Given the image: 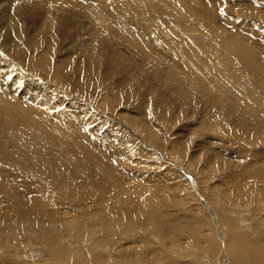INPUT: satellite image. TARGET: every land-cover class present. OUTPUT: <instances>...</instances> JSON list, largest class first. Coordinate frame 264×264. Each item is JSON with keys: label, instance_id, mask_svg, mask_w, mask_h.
Segmentation results:
<instances>
[{"label": "rangeland", "instance_id": "374dc122", "mask_svg": "<svg viewBox=\"0 0 264 264\" xmlns=\"http://www.w3.org/2000/svg\"><path fill=\"white\" fill-rule=\"evenodd\" d=\"M263 65L264 0H0V264H254Z\"/></svg>", "mask_w": 264, "mask_h": 264}, {"label": "bare ground", "instance_id": "6f19581e", "mask_svg": "<svg viewBox=\"0 0 264 264\" xmlns=\"http://www.w3.org/2000/svg\"><path fill=\"white\" fill-rule=\"evenodd\" d=\"M87 11H88V19H90V18H94V17H96V14L94 13V8L93 7H91V6H89V7H87ZM65 13V12H64ZM68 13V12H67ZM63 15V14H62ZM96 20V19H95ZM94 21V20H93ZM96 22V21H95ZM97 23V22H96ZM56 24L53 22V24L51 25V27H54ZM112 28V27H111ZM188 39V38H187ZM145 50V49H144ZM157 52V51H156ZM243 54H245V53H243ZM150 56V55H149ZM253 56V55H252ZM220 57H222V56H220ZM223 59V58H222ZM221 60V59H220ZM220 60H218V61H220ZM151 61V60H150ZM216 61H217V59H216ZM198 62V61H197ZM222 62V61H221ZM182 63V62H181ZM228 65V64H227ZM236 66V65H235ZM264 66V65H263ZM1 67V66H0ZM3 68V67H2ZM240 68V67H239ZM261 68V67H260ZM4 69H6V68H4ZM176 70V69H175ZM263 70H264V68H263ZM245 73V72H244ZM1 74V73H0ZM246 74V73H245ZM203 75H204V78L206 79V75H205V73H203ZM192 76V75H191ZM242 76H243V74H242ZM246 76V75H245ZM220 79H218V80H210V79H208L207 78V80L205 81V82H207L206 83V85H208L209 86V88H208V90H207V92H206V97L208 98V100L211 102V103H214V105H216L215 107H217L218 109L222 106L223 108H226V107H232L229 103H228V100H230V102H231V99L233 100V96H231L230 97V93L229 92H227V90H226V85L224 84V81L226 80V79H230L231 80V82H232V86H234L235 85V81H234V79H232L233 77H235V74L232 72V73H227V75H224L223 73H221V75H220ZM1 78V77H0ZM204 78H202V79H204ZM261 78H263V77H261ZM260 79V78H259ZM1 80V79H0ZM244 81H246V78H245V80ZM4 83H5V81H4ZM244 84H245V82H243ZM242 84V83H241ZM244 84H242V87H245V86H243ZM246 85H247V83H246ZM249 87V86H248ZM245 92V91H244ZM244 92H243V94H244ZM242 93V92H241ZM240 93V94H241ZM252 93V92H251ZM250 93V94H251ZM237 94V93H236ZM254 94V93H253ZM245 95V94H244ZM241 96H243V95H241ZM253 96H255V95H253ZM252 97V96H251ZM260 97H261V95H260ZM230 98V99H229ZM264 98V97H263ZM242 99H244V98H242ZM237 100H238V98H237ZM240 100H241V98H240ZM250 100V99H249ZM254 101V100H253ZM246 102V101H245ZM238 103H241V102H238ZM249 104L251 103V102H248ZM239 104H236L235 105V107L236 106H238ZM15 109H17V107H15ZM228 108H226V110H227ZM234 109V108H233ZM18 110V109H17ZM17 110H13V111H15V114H18V118H20L21 116L23 117L24 116V112H25V114H28L27 113V111H24L23 113H21L20 114V112H18L17 113ZM2 111H10L8 108H4ZM20 111H22V110H20ZM3 112V114H4V116H5V113H7V112H5L4 113ZM12 112V111H11ZM13 113V112H12ZM29 113H30V111H29ZM9 114V113H8ZM19 114L21 115V116H19ZM225 114V113H224ZM29 115V114H28ZM28 115H26V118H24V120L23 121H26V122H28V120H27V116ZM9 116H10V114H9ZM17 117V116H16ZM25 117V116H24ZM6 118V117H5ZM17 118V119H18ZM32 118H34V117H32ZM43 118V117H42ZM9 119H11V117L9 118ZM8 119V120H9ZM5 120V119H4ZM12 120V119H11ZM29 120H31V119H29ZM14 121V120H13ZM22 121V120H21ZM33 121H34V119H33ZM33 121L32 122H29L30 124H31V126L30 125H28V123H27V125H22L23 126V128L24 127H28V130H27V133L28 132H30L29 130L30 129H32V130H34L35 129V125H34V123H33ZM37 121V120H36ZM45 121V120H44ZM44 121H42V122H44ZM9 122H10V120H9ZM16 122V121H15ZM14 122V123H15ZM3 123V122H2ZM4 124V123H3ZM3 124H2V126H3ZM7 124H9L8 123V121H7ZM6 123H5V125H7ZM1 126V125H0ZM7 126H9V125H7ZM19 126V125H18ZM31 128H30V127ZM20 127V126H19ZM11 128V127H10ZM13 128H15V127H12V129ZM16 128H18V127H16ZM38 128V127H37ZM45 128H47V127H45ZM2 129V128H1ZM7 129V131H8V129H9V127L8 128H6ZM11 129V130H12ZM18 129H20L19 131H18V133L21 131V128H18ZM39 129V128H38ZM53 129L54 130H58L56 127H53ZM10 129H9V131H10V133L12 132ZM23 130V129H22ZM5 131V130H4ZM7 131H5V132H7ZM15 131V130H14ZM24 131V130H23ZM22 131V132H23ZM39 132V131H38ZM38 132H37V134H32L33 135V140L36 142V140H39V141H37L38 142V145L40 146V147H43V146H46V145H49V143L51 144V143H53L54 141H57V142H60L61 141V139H59V137L61 138V136H59V135H57L56 133H54L52 130H46L45 131V133L47 134V136L46 137H42L41 135H38ZM40 132H41V130H40ZM44 132V131H43ZM13 133V132H12ZM15 133H16V131H15ZM21 133V132H20ZM19 133V134H20ZM25 133H26V131H25ZM35 133H36V130H35ZM30 135H31V133H29ZM40 134V133H39ZM44 134V133H43ZM5 135H7V136H5ZM15 134L13 133V134H9V133H6V134H4V136H3V141L1 140L0 142H2L4 145H8V147L10 146V145H12L13 147L12 148H10V149H15L16 151L18 150V149H23L24 147L26 148V146H28V144L26 145V144H23V143H19L18 142V137H17V133H16V137L17 138H15V136H14ZM26 135V134H25ZM31 135V136H32ZM21 136L24 138V132H23V134H21ZM29 136V135H28ZM45 136V135H44ZM67 137V139L70 141V137H68V136H66ZM20 140V139H19ZM27 140H28V137H27ZM31 140V139H30ZM33 141V142H34ZM77 143H78V141L77 140H75ZM20 142H21V140H20ZM25 142V141H24ZM71 142V141H70ZM55 143V142H54ZM71 144V143H70ZM73 144H75V143H73ZM73 144H71V145H73ZM79 144V143H78ZM30 145H31V143H30ZM37 145V146H38ZM2 146V145H1ZM35 146V145H34ZM7 147V146H6ZM29 147V146H28ZM1 148V147H0ZM32 148V147H31ZM34 148V147H33ZM46 148V147H45ZM70 148H72L71 146H70ZM69 148V149H70ZM4 147H3V152H4ZM1 150H2V148H1ZM6 150V152L5 153H7V151H9V150H7V149H5ZM24 150V149H23ZM22 150V151H23ZM39 150H41V148L39 149ZM24 152H27L26 151V149L24 150ZM42 153V152H41ZM9 154V153H8ZM12 154V153H11ZM19 154H21L20 152H19ZM24 154V153H23ZM26 154V153H25ZM76 154V153H75ZM75 154H74V156H75ZM10 155V154H9ZM40 155V154H39ZM38 155V156H39ZM8 156V155H7ZM15 156V155H14ZM26 156V155H25ZM40 157V156H39ZM11 158V157H10ZM41 158V157H40ZM76 158H78L77 156H76ZM80 158V157H79ZM46 159V158H45ZM51 159V158H50ZM81 159H82V157H81ZM80 159V160H81ZM39 160V159H38ZM8 174V173H7ZM6 174V175H7ZM1 175V174H0ZM31 193V192H30ZM38 209H39V207H38ZM38 211V210H37ZM113 219V218H112ZM121 219V218H120ZM113 220H115V219H113ZM116 221V220H115ZM118 221V220H117ZM72 222V221H71ZM136 222V221H135ZM115 223V222H114ZM108 224H111V225H113L112 224V222L110 223H108ZM137 224V223H136ZM66 226H67V224H65ZM118 225V224H117ZM61 226H63V224L61 225ZM137 226V225H136ZM115 227V226H114ZM113 227V228H114ZM67 228H69V227H67ZM76 228V227H75ZM122 228V227H121ZM73 229V228H72ZM79 229V228H78ZM116 229V228H115ZM68 231V230H67ZM77 231V230H76ZM114 231V230H113ZM118 231V230H117ZM120 231V230H119ZM69 233V232H68ZM72 233H74V232H72ZM75 235V234H74ZM77 235V234H76ZM119 235H120V232H119ZM79 237V236H78ZM81 238V237H80ZM255 241V240H254ZM259 241V240H258ZM243 242V246L244 247H247V246H249V245H253V247L252 246H250V247H252V248H250V250L252 249V251L254 252V253H257L259 256H257V254H256V256H254V264H264V245L263 246H261V245H259V244H257V243H254V242H252V241H242ZM255 242H257V241H255ZM96 243V242H95ZM98 244H99V242H97ZM237 245V244H236ZM93 246V245H92ZM92 246H91V248H92ZM94 246H95V244H94ZM241 247V246H240ZM99 248V247H98ZM79 249V248H78ZM93 249V248H92ZM246 249H248V247L246 248ZM17 250V249H16ZM237 250H239V249H237ZM78 251V250H77ZM83 251V250H82ZM78 253V252H77ZM81 253V252H80ZM90 253H92V251H90ZM236 253H238V252H236ZM84 254V253H83ZM240 254H243L242 252L240 253ZM244 254H245V252H244ZM243 254V255H244ZM93 255V254H92ZM241 256V255H240ZM80 257V256H79ZM82 257V256H81ZM246 257V256H245ZM142 260V258H140V261ZM243 261H245L244 259H243ZM143 263V262H142ZM144 263H145V261H144Z\"/></svg>", "mask_w": 264, "mask_h": 264}, {"label": "snow or ice", "instance_id": "6c2138e0", "mask_svg": "<svg viewBox=\"0 0 264 264\" xmlns=\"http://www.w3.org/2000/svg\"><path fill=\"white\" fill-rule=\"evenodd\" d=\"M221 13L223 14V10H221Z\"/></svg>", "mask_w": 264, "mask_h": 264}]
</instances>
